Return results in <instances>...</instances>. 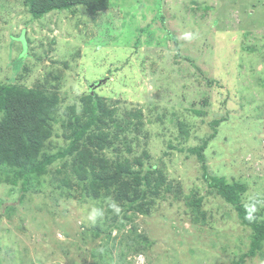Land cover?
I'll list each match as a JSON object with an SVG mask.
<instances>
[{"label":"rangeland","instance_id":"1","mask_svg":"<svg viewBox=\"0 0 264 264\" xmlns=\"http://www.w3.org/2000/svg\"><path fill=\"white\" fill-rule=\"evenodd\" d=\"M26 3L0 0V82L57 95L42 153L66 145L95 93L114 110L100 127L114 134L104 154L154 165L164 183L114 225V191L86 195L71 158L25 192L0 164V264H234L250 228L188 148L222 118L203 151L208 171L244 184L242 201H258L264 221V0H110L102 12L75 5L39 17ZM93 207L104 210L96 223ZM242 264H264V246Z\"/></svg>","mask_w":264,"mask_h":264},{"label":"trees","instance_id":"2","mask_svg":"<svg viewBox=\"0 0 264 264\" xmlns=\"http://www.w3.org/2000/svg\"><path fill=\"white\" fill-rule=\"evenodd\" d=\"M29 13L34 17L42 16L53 10L69 9L82 5L88 11L107 10L110 0H26ZM58 97L54 93L21 86L16 83L0 82V164L12 169L15 180L21 183L23 192L31 186L35 177L44 174L49 165L57 160L71 158L72 170L78 185L86 195L95 199L114 191V199L121 202V210L112 219L114 225L123 224L118 218L127 217L131 210L144 211L148 205L146 196H156L164 183V177L155 169L147 166L143 169L140 159H133L134 168L127 158L111 160L104 150L113 145L114 134L102 130L105 117L111 119L114 111L103 106L102 100L95 93L85 98L83 115L75 116L70 123L68 142L52 153H42L43 141L51 134L48 120L56 108ZM74 108H72L73 110ZM74 111V110H73ZM137 116L138 114H133ZM222 118L211 122L212 134L198 146L188 148L201 165V176L205 184L233 207L241 223L250 228L248 250L234 264H242L246 257H252L264 246V221L248 219L247 204L242 201L244 184L229 182L223 176L211 174L205 161L204 149L217 132ZM126 122L125 124H127ZM138 166V168H137ZM158 174V175H155ZM65 184V182H63ZM169 191V187L164 188ZM144 200V201H143ZM202 197L193 196L188 206L195 216H204L200 210ZM196 218V219H197ZM113 225V226H114ZM110 229L107 231L110 232ZM99 232L95 231L94 234Z\"/></svg>","mask_w":264,"mask_h":264},{"label":"clouds","instance_id":"3","mask_svg":"<svg viewBox=\"0 0 264 264\" xmlns=\"http://www.w3.org/2000/svg\"><path fill=\"white\" fill-rule=\"evenodd\" d=\"M257 203L258 201H253L251 203H249L246 207L248 209V219H254L253 213H255L257 211ZM112 210L114 213H119L120 212V208L118 205H116L115 203L112 204ZM104 216V210L102 208H98V207H93L91 208L90 212L88 213V220L92 223H96L98 219L103 218Z\"/></svg>","mask_w":264,"mask_h":264}]
</instances>
